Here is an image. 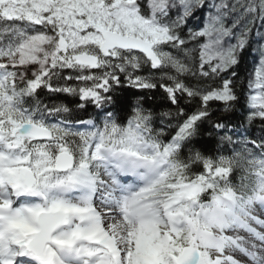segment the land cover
<instances>
[{"label":"snow or ice","instance_id":"1","mask_svg":"<svg viewBox=\"0 0 264 264\" xmlns=\"http://www.w3.org/2000/svg\"><path fill=\"white\" fill-rule=\"evenodd\" d=\"M262 215L264 0H0V264H264Z\"/></svg>","mask_w":264,"mask_h":264},{"label":"trees","instance_id":"2","mask_svg":"<svg viewBox=\"0 0 264 264\" xmlns=\"http://www.w3.org/2000/svg\"><path fill=\"white\" fill-rule=\"evenodd\" d=\"M249 67H251V65H249ZM41 98L44 100L45 103L50 102V100H59V99H63L62 97H54L51 96L48 93L45 92H41L40 93ZM128 95L129 96H134V95H138V93H136V91L134 89H128ZM148 95H153L155 97L154 101H149L148 104L146 106L148 107H152L153 109L159 111V110H169L171 109L173 116L169 117V118H165L164 122L165 123H172L173 125H175L176 123H178L179 121H182L183 119H185V116H180V117H175V107L172 105L167 104L165 101L162 100L161 96V92L159 89L156 90V92L154 93H148ZM196 103L197 102H193L191 105L188 104H182L181 106L184 107L185 109V113L186 114H191L192 111L195 110L196 107ZM223 105L215 103L211 105V116L210 119H208L207 121H205L201 126H200V135L199 137L194 141L197 146H201V145H211L212 140L210 139L208 133L211 131L212 129V123L217 121L218 119L220 120H225V121H230L232 123H243L244 121V116L246 115V113L243 110H240L239 108L235 109L233 112L230 113H223L221 111ZM87 112L90 114H95L94 109L89 106L87 108ZM83 114V113H82ZM157 124H159V118L157 119ZM259 124V121H255L252 128L249 130V134H255L257 132V128L256 126ZM175 129H171L169 134L174 133ZM225 155H227L228 153H224ZM244 172L237 168L236 170H234L233 174H232V182L233 184H239L241 181V178L244 176ZM254 178V177H250Z\"/></svg>","mask_w":264,"mask_h":264},{"label":"bare ground","instance_id":"3","mask_svg":"<svg viewBox=\"0 0 264 264\" xmlns=\"http://www.w3.org/2000/svg\"><path fill=\"white\" fill-rule=\"evenodd\" d=\"M249 241L252 242V243H256L257 245H259V241H256L253 237H251V239H249ZM239 257H240V255H239Z\"/></svg>","mask_w":264,"mask_h":264},{"label":"rangeland","instance_id":"4","mask_svg":"<svg viewBox=\"0 0 264 264\" xmlns=\"http://www.w3.org/2000/svg\"><path fill=\"white\" fill-rule=\"evenodd\" d=\"M232 42H233V43H235V41H234V40H233ZM238 257H239V255H238Z\"/></svg>","mask_w":264,"mask_h":264}]
</instances>
